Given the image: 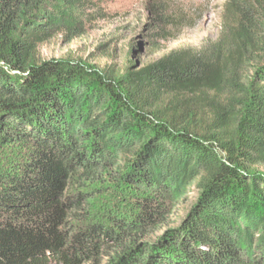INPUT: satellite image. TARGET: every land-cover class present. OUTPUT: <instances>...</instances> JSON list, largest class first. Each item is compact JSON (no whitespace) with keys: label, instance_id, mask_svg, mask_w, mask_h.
Segmentation results:
<instances>
[{"label":"trees","instance_id":"trees-1","mask_svg":"<svg viewBox=\"0 0 264 264\" xmlns=\"http://www.w3.org/2000/svg\"><path fill=\"white\" fill-rule=\"evenodd\" d=\"M85 2L0 0V264H264V0L117 75L41 56ZM102 168L144 185L109 225L77 185Z\"/></svg>","mask_w":264,"mask_h":264},{"label":"rangeland","instance_id":"rangeland-1","mask_svg":"<svg viewBox=\"0 0 264 264\" xmlns=\"http://www.w3.org/2000/svg\"><path fill=\"white\" fill-rule=\"evenodd\" d=\"M228 1L86 0L76 12L77 33L67 37L55 33L50 41L41 45V56L85 63L117 75L128 66L138 68L171 52L196 53L214 42L233 23L225 9ZM154 42L159 47L158 52L153 49ZM133 150L135 146L131 147ZM129 153L118 151L115 161L121 165ZM93 172L101 174L102 183L93 178V182L77 184L87 195L92 185L98 187L99 199L88 198L93 212L90 217L100 213V220L107 225L112 216L129 218L136 210L133 201L140 197L144 185H129L127 180L116 175L115 168ZM83 176L79 179L92 178L89 173ZM195 197L196 193L191 191L190 200ZM186 205L187 201L179 203L178 208L182 211ZM83 264H94V261Z\"/></svg>","mask_w":264,"mask_h":264}]
</instances>
